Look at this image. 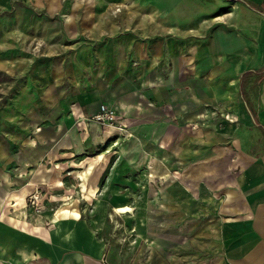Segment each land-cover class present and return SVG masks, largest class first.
Returning a JSON list of instances; mask_svg holds the SVG:
<instances>
[{"label": "rangeland", "instance_id": "1", "mask_svg": "<svg viewBox=\"0 0 264 264\" xmlns=\"http://www.w3.org/2000/svg\"><path fill=\"white\" fill-rule=\"evenodd\" d=\"M212 1L0 0V215L3 208L11 210L6 190H19L21 159L35 154L38 132L78 125L75 109L84 110L86 98L96 104L115 101L127 127L139 130L130 137L117 133L100 149H87L88 157L108 145L109 154L112 149L122 153L125 144L133 150L122 153L124 158L149 156L146 124L182 126L194 138L197 127L224 131L236 121L229 112L234 82L230 88L228 78L213 77L208 65L198 64L201 52L203 58H228L219 52L213 32L224 28L227 33L230 27L213 23ZM150 166L145 160L133 168L137 188L124 196L121 205L129 211L121 214L112 209L99 217L91 199L82 198L81 188L59 195L45 184L28 190L32 194L38 188L39 210L28 203L27 212L42 215L47 229L52 213L66 204H74L82 218H98L94 230L104 245V264H223L222 199L208 202L189 188L184 190L187 212L169 208L165 194L180 193L179 175L174 172L175 180L154 178ZM112 182L132 185L129 180Z\"/></svg>", "mask_w": 264, "mask_h": 264}, {"label": "crops", "instance_id": "2", "mask_svg": "<svg viewBox=\"0 0 264 264\" xmlns=\"http://www.w3.org/2000/svg\"><path fill=\"white\" fill-rule=\"evenodd\" d=\"M212 2L216 11L213 23L224 22L230 27L227 33L224 28L213 32L219 52L228 53L224 56L228 58H203L201 52L198 64L208 65L213 77L228 78L230 88L234 82L235 90L229 92V112L236 121L229 122L224 131L197 127L194 138L182 126L146 124L150 133L144 136V143L150 152L149 156L141 154L137 161L122 156L133 150L127 144L122 146V153L112 149L114 152L109 154L108 145L106 151L94 157L84 156L87 149H100L105 140L116 138L115 130L102 129L96 123L41 129L35 154L22 156L19 190H6V201L10 197L6 206L11 210L5 213L3 208L0 215V264H104V245L94 230L99 227L98 218H82L74 204H66L52 213V225L47 229L42 215L28 214L27 192L43 184L59 195L81 188L82 198L91 199L92 211L99 217L112 209L121 214L129 211L121 205L124 196L137 188L132 183L133 168L145 160L151 164L150 175L154 178L175 180L174 172L179 175L180 193L165 194L169 208L186 213L188 197L184 190L189 188H195L196 195L202 194L208 202L222 199L219 212L226 220L220 221L223 264H264V0ZM221 36L227 38L222 41ZM254 39L259 41L258 46L253 44ZM82 102L84 110L75 109L78 119L96 112L100 103L112 104L123 113L112 100L96 104L90 97ZM130 130L133 135L139 131L135 126ZM45 148L50 150L45 152ZM151 153H159L162 158ZM73 166L79 168L75 174L70 171ZM124 180L131 181V187L124 188Z\"/></svg>", "mask_w": 264, "mask_h": 264}, {"label": "built area", "instance_id": "3", "mask_svg": "<svg viewBox=\"0 0 264 264\" xmlns=\"http://www.w3.org/2000/svg\"><path fill=\"white\" fill-rule=\"evenodd\" d=\"M80 122L84 126H88L90 123L98 124L102 129L110 130L113 129L116 133L130 137L132 135L131 130L127 127L124 121L123 115L118 113L117 108L114 105L107 103H100L98 110L91 114H82L79 117ZM38 189L36 193L28 194L26 204L35 205L36 210H39L37 200Z\"/></svg>", "mask_w": 264, "mask_h": 264}]
</instances>
